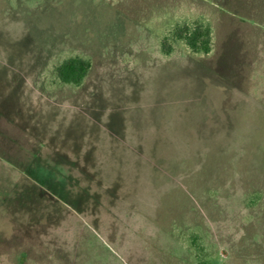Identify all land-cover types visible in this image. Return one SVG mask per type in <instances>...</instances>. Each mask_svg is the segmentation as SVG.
<instances>
[{
    "label": "rangeland",
    "instance_id": "374dc122",
    "mask_svg": "<svg viewBox=\"0 0 264 264\" xmlns=\"http://www.w3.org/2000/svg\"><path fill=\"white\" fill-rule=\"evenodd\" d=\"M0 264H264V0H0Z\"/></svg>",
    "mask_w": 264,
    "mask_h": 264
},
{
    "label": "trees",
    "instance_id": "16d2710c",
    "mask_svg": "<svg viewBox=\"0 0 264 264\" xmlns=\"http://www.w3.org/2000/svg\"><path fill=\"white\" fill-rule=\"evenodd\" d=\"M182 42L194 54L207 55L211 51L212 31L209 23L202 20L177 23L160 41V52L169 56L173 52V43ZM90 61L71 56L63 59L55 68V76L59 82L79 87L87 77Z\"/></svg>",
    "mask_w": 264,
    "mask_h": 264
}]
</instances>
